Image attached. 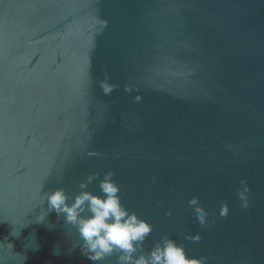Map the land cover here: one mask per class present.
<instances>
[{"label": "water", "instance_id": "1", "mask_svg": "<svg viewBox=\"0 0 264 264\" xmlns=\"http://www.w3.org/2000/svg\"><path fill=\"white\" fill-rule=\"evenodd\" d=\"M108 181L151 231L92 260L48 197ZM0 219L27 264H264V0H0Z\"/></svg>", "mask_w": 264, "mask_h": 264}, {"label": "clouds", "instance_id": "2", "mask_svg": "<svg viewBox=\"0 0 264 264\" xmlns=\"http://www.w3.org/2000/svg\"><path fill=\"white\" fill-rule=\"evenodd\" d=\"M103 192L107 193V199H100L89 194H84L72 207L65 203L66 196L63 191H57L48 197L49 204L58 211L67 213V220L79 225L81 236L87 242L90 251L95 254L92 260L102 259L110 254L114 248L134 250L133 241L142 240L151 231L149 224L139 221L135 215L127 220V212L122 208L117 196L118 187L108 181L102 184ZM85 201L90 202L91 211L94 215L86 220H78L77 209ZM112 218V222L109 219ZM41 220L43 217L40 218ZM8 223L0 219V227ZM27 225L23 221L12 222L9 230L0 237V264H27V250L29 245L23 244L17 249L15 241L19 240L23 229ZM165 264H190L182 248L169 242L162 253ZM154 262L161 260V254L153 253ZM140 264H145L144 260Z\"/></svg>", "mask_w": 264, "mask_h": 264}]
</instances>
